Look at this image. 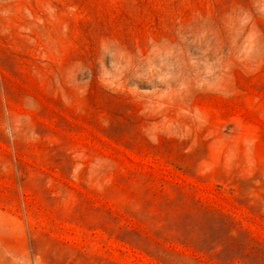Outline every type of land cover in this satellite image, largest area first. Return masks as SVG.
<instances>
[{
  "label": "rangeland",
  "instance_id": "1",
  "mask_svg": "<svg viewBox=\"0 0 264 264\" xmlns=\"http://www.w3.org/2000/svg\"><path fill=\"white\" fill-rule=\"evenodd\" d=\"M221 262L264 264V0H0V264Z\"/></svg>",
  "mask_w": 264,
  "mask_h": 264
},
{
  "label": "trees",
  "instance_id": "2",
  "mask_svg": "<svg viewBox=\"0 0 264 264\" xmlns=\"http://www.w3.org/2000/svg\"><path fill=\"white\" fill-rule=\"evenodd\" d=\"M185 217H186V219L191 218V216H185ZM180 226L182 227V229H185V228H186L185 225H180ZM188 232H189V231H188ZM189 233H192V234L189 235ZM189 233H188V236L193 237V236L196 235V230L193 231V232L190 231ZM173 240H176V242H178L179 245L184 246V247H186V248H188V249H192V250H194L195 252H197V253H201V254L212 255L213 252H214V250H215L213 247H211L210 249H200L199 247H195V246H193L192 243H190V242L187 243V241H184V240H183V241H180V240H177V239H175V238H173ZM232 262L234 263V260H232ZM221 264H222V262H221ZM223 264H226V263H223Z\"/></svg>",
  "mask_w": 264,
  "mask_h": 264
}]
</instances>
